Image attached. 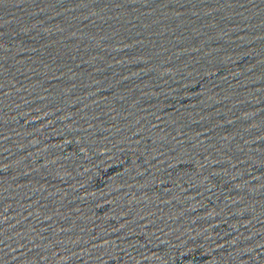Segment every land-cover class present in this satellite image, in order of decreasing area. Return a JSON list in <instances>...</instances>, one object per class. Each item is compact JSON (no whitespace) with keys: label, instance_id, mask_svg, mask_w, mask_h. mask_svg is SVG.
Instances as JSON below:
<instances>
[{"label":"water","instance_id":"1","mask_svg":"<svg viewBox=\"0 0 264 264\" xmlns=\"http://www.w3.org/2000/svg\"><path fill=\"white\" fill-rule=\"evenodd\" d=\"M0 264H264V0H0Z\"/></svg>","mask_w":264,"mask_h":264}]
</instances>
